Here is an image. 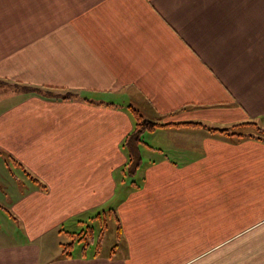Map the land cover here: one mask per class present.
<instances>
[{
	"label": "crops",
	"instance_id": "obj_1",
	"mask_svg": "<svg viewBox=\"0 0 264 264\" xmlns=\"http://www.w3.org/2000/svg\"><path fill=\"white\" fill-rule=\"evenodd\" d=\"M129 107L264 129V0H0V264H264V142L161 128L128 175Z\"/></svg>",
	"mask_w": 264,
	"mask_h": 264
},
{
	"label": "trees",
	"instance_id": "obj_2",
	"mask_svg": "<svg viewBox=\"0 0 264 264\" xmlns=\"http://www.w3.org/2000/svg\"><path fill=\"white\" fill-rule=\"evenodd\" d=\"M43 95L44 97H53L51 96L50 90L44 91L37 88H26V91ZM72 94H66L64 97H59L61 99H69ZM55 97V96H54ZM129 112L134 121L133 131L127 136L123 143V147L126 148L128 155V163L126 167V173L128 175H134L141 163V156L139 153V146L142 143V134L144 132H153L157 129L174 127V128H199L205 131L209 135H218L226 138H231L233 140H243V139H255L258 141L264 142V129L261 128L258 124L253 122L243 123L239 125L232 126L230 128H214L202 125L200 123L186 122V123H177V124H161L158 122L150 121L142 117V115L136 109L129 107ZM114 213V211L112 210ZM115 214V213H114ZM115 219L118 224L117 216ZM105 222V221H104ZM101 230L100 237L97 238V244L99 243L101 237H103L104 231L107 229V224L104 223ZM119 229V224H118ZM70 243L64 245L65 252L68 251L74 242L82 243L83 249L88 246L93 241V231L92 228L86 227L83 231L76 234H70Z\"/></svg>",
	"mask_w": 264,
	"mask_h": 264
},
{
	"label": "rangeland",
	"instance_id": "obj_3",
	"mask_svg": "<svg viewBox=\"0 0 264 264\" xmlns=\"http://www.w3.org/2000/svg\"><path fill=\"white\" fill-rule=\"evenodd\" d=\"M62 94V93H61ZM60 94V95H61ZM149 132H144L143 134H142V139L146 142V141H148L149 140V134H148ZM140 149H141V151H142V153L141 154H144V157H145V153H146V150L142 147V146H140L139 147ZM126 149V148H125ZM128 177H130V176H128ZM127 180H128V183H130V181H131V179H129V178H127ZM105 221V222H104ZM104 223H106L107 224V226H108V231H104L105 232V238L102 240V246H106L107 244H111V242H112V238H111V234L114 232V230H115V224H114V218H110V217H101V221H100V226L103 228V224ZM1 225V227L3 228V227H5V222H3V223H0ZM94 228H96L97 229V225L96 224H94ZM95 236H98L97 235V231L95 232ZM94 236V237H95ZM64 242H62V243H70V241L68 240H66V239H64L63 240ZM94 243H97V239H94Z\"/></svg>",
	"mask_w": 264,
	"mask_h": 264
}]
</instances>
